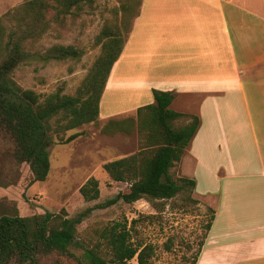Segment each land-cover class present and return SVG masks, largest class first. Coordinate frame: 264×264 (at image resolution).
Returning <instances> with one entry per match:
<instances>
[{
    "label": "crops",
    "instance_id": "1",
    "mask_svg": "<svg viewBox=\"0 0 264 264\" xmlns=\"http://www.w3.org/2000/svg\"><path fill=\"white\" fill-rule=\"evenodd\" d=\"M135 1L105 92L123 84L135 112L153 89L188 95L171 107L200 125L174 170L211 211L195 264H264V0Z\"/></svg>",
    "mask_w": 264,
    "mask_h": 264
},
{
    "label": "trees",
    "instance_id": "2",
    "mask_svg": "<svg viewBox=\"0 0 264 264\" xmlns=\"http://www.w3.org/2000/svg\"><path fill=\"white\" fill-rule=\"evenodd\" d=\"M97 0H25L0 16V122L10 131L17 144V156L27 162L32 179L45 181L51 170L48 149L55 143L69 144L85 133L77 131L85 124H96L100 119L101 102L112 69L119 59L125 40L116 26L107 25L98 36L102 53L75 95L58 90L44 98L31 89H24L12 77L16 68L30 59L43 62L81 59L83 50L73 46L54 45L44 53H32L26 45L43 38L51 24L62 23L67 15H74L86 7L92 9ZM122 17L135 16L138 4H121ZM155 102L137 109L136 117L112 119L102 132L141 136L135 154L103 164L111 181L127 183L128 189L95 208H105L120 201L127 204L140 199L151 202L171 200L181 193L193 196L196 182L186 177H175L172 169L181 161L198 131L200 119L173 109L175 93L153 89ZM183 118L186 124L176 126ZM87 202L100 197V182L92 176L80 188ZM193 201L197 202L194 198ZM94 210L69 216L66 209L58 213H36L22 216L18 212L0 216V264L17 259L28 264H49L41 255L59 253L73 255V243L78 225ZM210 225L208 224V228ZM107 251L99 246L83 254L88 264H128L134 258L138 264H148L153 256L151 246L135 245L127 224L115 223L102 232ZM74 256V255H73Z\"/></svg>",
    "mask_w": 264,
    "mask_h": 264
},
{
    "label": "rangeland",
    "instance_id": "3",
    "mask_svg": "<svg viewBox=\"0 0 264 264\" xmlns=\"http://www.w3.org/2000/svg\"><path fill=\"white\" fill-rule=\"evenodd\" d=\"M23 1L0 0V16ZM122 3L137 6L135 0H97L92 9L86 7L74 15H67L62 23L53 22L46 35L29 42L26 50L44 53L54 45H73L83 50V57L50 62L30 59L16 68L12 74L14 80L24 89L34 90L43 98L58 90L67 95H75L102 53V44H98L97 38L103 29L107 25L116 26L121 31V38L125 40L130 28V17H122ZM105 93L98 123L85 124L70 131L69 134L77 131L85 134L69 144H53L48 149L51 160L48 178L32 185L28 163L18 158L15 139L0 122V216L15 212L22 216H32L36 213H58L66 209L69 216L73 217L94 207L78 225L70 247L74 256L56 252L41 255V259L49 264H88L83 254L96 246L107 251L102 232L115 223L128 225L133 244L153 248V256L148 264H195L206 238L211 211L199 206L193 201V196L181 193L164 202L153 203L140 199L131 204L120 201L109 207L95 208L129 187L127 183L111 181L103 164L135 154L142 141L136 131L131 135L117 133L114 136L102 132L103 127L112 119L121 120L137 115V111L129 106L131 103L123 84L117 90L115 105L112 102L113 94L110 96L107 90ZM174 93L176 96L178 93L179 97L176 107H173L179 108L181 105L183 111H189V107H184L182 103L188 95ZM110 108L118 113L107 114ZM188 120L183 118L176 126H182ZM172 175L178 179L177 170L172 169ZM92 176L99 180L101 193L99 199L87 202L79 190ZM7 264L28 263L12 259ZM128 264H138L137 259L134 258Z\"/></svg>",
    "mask_w": 264,
    "mask_h": 264
}]
</instances>
